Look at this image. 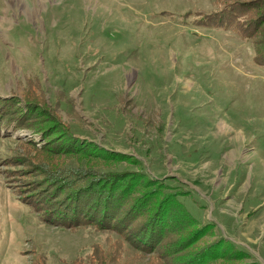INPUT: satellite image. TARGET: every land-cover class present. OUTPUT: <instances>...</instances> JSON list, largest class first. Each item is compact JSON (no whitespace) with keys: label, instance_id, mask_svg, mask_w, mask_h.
<instances>
[{"label":"rangeland","instance_id":"1","mask_svg":"<svg viewBox=\"0 0 264 264\" xmlns=\"http://www.w3.org/2000/svg\"><path fill=\"white\" fill-rule=\"evenodd\" d=\"M256 59L264 0H0V264H264Z\"/></svg>","mask_w":264,"mask_h":264},{"label":"trees","instance_id":"2","mask_svg":"<svg viewBox=\"0 0 264 264\" xmlns=\"http://www.w3.org/2000/svg\"><path fill=\"white\" fill-rule=\"evenodd\" d=\"M245 36H247L248 38H249V36H251V33H246V35ZM257 60V59H256ZM258 62H260L263 66H264V61H262V60H260L259 61V59L257 60ZM230 245H231V249H234V251H233V254H231V255H233L235 258H239V259H242V256L243 255H245V254H247L245 251H240V250H237V249H235V247H234V245L233 244H231L230 243ZM211 245H205V247H202V248H200L199 250H198V253H203L206 249L208 250V252L210 251L209 250V247H210ZM197 253V254H198ZM213 256L214 255H210V254H208L207 255V257L205 258V257H203V256H201V257H199L198 258V262H197V264H212V259H213Z\"/></svg>","mask_w":264,"mask_h":264},{"label":"bare ground","instance_id":"3","mask_svg":"<svg viewBox=\"0 0 264 264\" xmlns=\"http://www.w3.org/2000/svg\"><path fill=\"white\" fill-rule=\"evenodd\" d=\"M29 73V72H28ZM27 77V76H26ZM36 77V76H35ZM24 78V77H23ZM25 81V80H24ZM39 90V89H38ZM37 91V90H36Z\"/></svg>","mask_w":264,"mask_h":264}]
</instances>
